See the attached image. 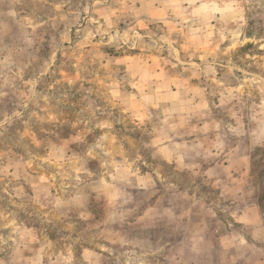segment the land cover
<instances>
[{"label":"rangeland","instance_id":"obj_1","mask_svg":"<svg viewBox=\"0 0 264 264\" xmlns=\"http://www.w3.org/2000/svg\"><path fill=\"white\" fill-rule=\"evenodd\" d=\"M174 4L0 0L2 264L264 257V0Z\"/></svg>","mask_w":264,"mask_h":264},{"label":"crops","instance_id":"obj_2","mask_svg":"<svg viewBox=\"0 0 264 264\" xmlns=\"http://www.w3.org/2000/svg\"><path fill=\"white\" fill-rule=\"evenodd\" d=\"M178 1H180V3H181V1H190L192 3H197L200 0H175V1L166 0V3H169V5H167L168 7H170V5L172 7V5L174 3H175L174 5L178 6L180 4V3H178ZM164 9H165L166 13H168V9L166 7ZM230 186L228 187V190L226 191V193L229 195V197L234 196V199H235V195L238 191H241L242 193L245 192V189L243 190L238 184L233 183ZM258 212H259V209H258L257 205L253 204L252 202H249V204H245V207L243 209H239L235 214H233L234 221H236L237 223H240L242 225H246V226H250V227H257V226L261 225V220L259 218L260 216L258 215ZM233 234H235V233H233ZM230 238H232L233 242H231L230 246H228V247L233 246V249H235V248L237 249V246H239V247L240 246L246 247V245L250 246L245 237L242 238V236L237 237V235H231ZM237 238H242V239H240V242H237V241L234 242V239H237ZM202 253L204 254V252H202ZM208 253L210 255H213L212 251H208ZM246 253L248 255H250L249 252H245V254ZM203 254H201L199 252V263L215 264V262L214 263H212V262L207 263L206 261H204L207 257L203 256ZM27 255H29L30 259L37 260V263H40V261L45 258L46 254L45 253H39V252L35 251V252H30ZM88 255H89V258L95 256L92 253H90ZM246 256L247 255H245V257ZM6 260H8V258ZM229 260L231 261V264H233V263L237 264V263H235L234 257L232 255H230ZM4 261H5V257L1 256L0 257V264H2ZM217 264H219V263H217ZM239 264H246V261L243 259V263L239 262ZM258 264H264V257L263 256L261 259H259Z\"/></svg>","mask_w":264,"mask_h":264}]
</instances>
